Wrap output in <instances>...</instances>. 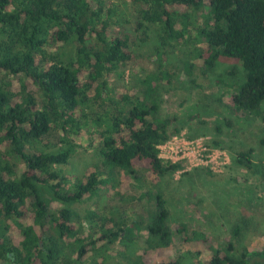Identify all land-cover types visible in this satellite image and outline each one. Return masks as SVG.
<instances>
[{"label": "trees", "instance_id": "trees-1", "mask_svg": "<svg viewBox=\"0 0 264 264\" xmlns=\"http://www.w3.org/2000/svg\"><path fill=\"white\" fill-rule=\"evenodd\" d=\"M125 2L133 21L120 9ZM154 27L167 51L198 44L205 74L221 57L238 60L246 80L231 93L232 108L264 123V0H0V264H110L114 246L130 264L190 257L195 264H264V246L234 255L250 219L240 217L231 240L218 243L186 225L173 229L159 192L147 216L130 220L93 209L82 218L71 207L114 188L117 174L125 188L143 180L154 188L183 168L160 157L159 147L181 133L176 117L158 116L168 74L149 72L134 52L138 35L146 39ZM71 44L65 60L59 51ZM165 55L158 49V60ZM128 71L134 91L117 84ZM52 136L57 142H46ZM212 146L225 149L218 140ZM82 148L97 152L99 163L66 175L63 167ZM233 162L264 181L254 149L235 153ZM140 238L137 252L132 243Z\"/></svg>", "mask_w": 264, "mask_h": 264}, {"label": "rangeland", "instance_id": "rangeland-1", "mask_svg": "<svg viewBox=\"0 0 264 264\" xmlns=\"http://www.w3.org/2000/svg\"><path fill=\"white\" fill-rule=\"evenodd\" d=\"M121 11L135 20L134 11L129 2L121 4ZM201 23L197 22V26ZM161 32L155 27L148 32V38L138 35L134 52L137 63L149 72L168 74L169 84L161 91L162 102L158 116L160 118L176 117L174 126L181 133L173 137L188 138L199 141L198 148L206 147L217 150L221 158H217L215 166H192L181 162L183 168L176 174L166 176L158 186L151 187L143 181L132 183L128 188L120 185L121 174L115 175L114 188H108L101 196L72 205L71 207L86 217L89 210L103 214L109 218L113 213H122L127 219H133L136 214L147 216L153 209V195L161 193L167 201L170 212L169 224L173 229L186 225L188 233L201 232L210 235L218 243L227 244L231 240L232 226L242 220L251 222L244 230V237L236 241L234 255L240 256L247 251L264 246V181L246 169L235 165L233 156L239 151L254 149L256 162L264 163V123L260 117L245 113H235L231 104V93L238 90L245 78V70L238 60L221 57L213 71L204 73L202 61L196 55L199 47L194 41L189 44L162 47ZM167 54L163 60H158L157 52ZM74 45L62 46L60 53L68 60L73 55ZM165 50V51H164ZM160 62L162 65L160 66ZM195 64L191 71L189 67ZM235 69V74L231 75ZM128 71L124 82L117 83L127 90L132 88L134 79ZM161 77L163 78L162 74ZM115 84V85H117ZM230 84H234L231 90ZM131 91V94H133ZM172 137V138H173ZM171 138V139H172ZM222 142L224 148L212 146V142ZM46 142L56 143V137H50ZM196 148L197 150H199ZM208 151V150H207ZM207 153V152H206ZM206 155V154H205ZM97 152L85 151L84 148L75 152L68 166L63 167L66 175L82 176L89 167L99 163ZM166 162V161H165ZM224 163V164H223ZM207 170L214 176L208 175ZM149 182V180H146ZM129 189V190H128ZM116 191L125 193L118 198ZM98 207H96V206ZM54 208L60 207L58 204ZM98 208L99 210H94ZM82 224H87L83 222ZM86 229H89L86 226ZM144 235V234H142ZM143 237V236H142ZM182 241L176 235L173 255L179 257ZM137 252L143 248V239L132 243ZM134 248V249H135ZM135 249V250H136ZM121 249L110 247V264H130L120 253ZM133 251V250H131ZM136 252V253H137ZM125 253V251H124ZM123 253V254H124ZM90 257V261H91ZM185 264H195L193 258H187Z\"/></svg>", "mask_w": 264, "mask_h": 264}, {"label": "built area", "instance_id": "built-area-1", "mask_svg": "<svg viewBox=\"0 0 264 264\" xmlns=\"http://www.w3.org/2000/svg\"><path fill=\"white\" fill-rule=\"evenodd\" d=\"M198 143L199 141L197 140H189L177 136L173 137L159 147L160 157L164 161L174 164L185 162L197 167L211 165L215 169V166L218 164L217 158H221V156H217L218 151L213 149L210 151L206 147L203 149H201L202 147L198 148Z\"/></svg>", "mask_w": 264, "mask_h": 264}]
</instances>
